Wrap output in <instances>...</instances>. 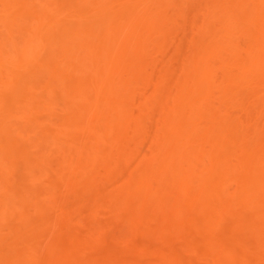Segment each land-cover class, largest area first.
I'll use <instances>...</instances> for the list:
<instances>
[{
  "label": "bare ground",
  "instance_id": "6f19581e",
  "mask_svg": "<svg viewBox=\"0 0 264 264\" xmlns=\"http://www.w3.org/2000/svg\"><path fill=\"white\" fill-rule=\"evenodd\" d=\"M252 3L255 9L248 12L235 9L238 5L230 0L206 4L201 10L202 20L198 18L202 21L201 31L197 27L199 34L192 39L197 49L192 47L193 54L189 53L191 56L180 66L183 77L176 81L175 93L171 94L160 78L153 82L154 63L147 58L153 50L160 51L164 47V34L172 21L166 12L168 17L160 10L151 9L144 0H0V90H5L6 95L8 87L13 88L19 77H36L40 72L46 76L44 80L40 78L41 82L35 80L36 85L27 91L29 99L36 100L37 105L33 103L15 112L10 110L7 117H0V146L7 144L12 150H18L16 153H24L22 169L29 177H36L38 171L34 169L45 165L46 158H54L62 165L67 188L74 185L87 189L95 185L100 169L111 168V161L123 149L130 134L139 137L141 129L144 126L146 129L157 114L158 122H153V127L152 122L148 125L149 129L157 131L151 138L156 136L153 146H149L152 150L149 154L145 150L142 153L135 147L138 157L145 153L147 156L138 162L129 180L109 196L115 203L124 209L135 208L137 215L144 219L163 218V224L168 227L165 230L177 233L185 230L184 215L189 206L194 207L195 214L191 223L199 225L201 222L210 227L221 222L224 210L227 212L234 204L231 209L239 204L236 205L237 199L244 198L245 207L263 208L264 146L257 136L258 125H249L247 132L240 130L243 133L240 135L234 125L235 122L244 125L245 119L236 117L239 110L231 113L232 109H241L245 102L251 101L256 113H261L264 119L263 97L258 99L254 92L250 95L252 89H248L264 88V0H252ZM216 55L228 58L220 64V73L210 66L213 62L210 60ZM69 76H75L76 89L70 96L68 86L61 85ZM136 85H141L145 91L137 94ZM245 87L250 96L247 101V95L243 94L245 101L240 107L239 103L243 102L240 91ZM56 93L62 96L60 104L54 101ZM1 105L2 101L0 109ZM54 107L69 112V116L66 115L61 124L56 123L54 130H39L30 114L47 110L50 113ZM10 116H17L20 122L10 123L7 120ZM248 136L252 139L247 140ZM22 139L27 142L20 146ZM1 148L9 149L6 152L11 150ZM250 176H255L256 183L244 185V178ZM231 185H236V189ZM0 194H3L0 211L10 212L15 208V203H11L13 198L10 197V201L8 193L5 197L4 193ZM134 199H140L142 204L144 200L147 205ZM155 199L159 200L157 206L165 207L160 217L152 214V207L149 209ZM37 205V212H42L44 208ZM16 210L18 214L20 210ZM261 213L257 222L255 219L245 225L240 223L259 239L255 248L260 249L264 248V211ZM121 222H126L124 216ZM137 227V224L132 225L134 229ZM154 230L159 234L163 229ZM118 234L124 238L122 230ZM189 243L183 244L187 252H196L198 258L208 264L217 261L219 264L215 254L219 246L214 248L211 241H207V250L195 251L194 245L190 247ZM15 256L16 263L27 264L19 259L20 255ZM69 260L65 264L75 257L70 256Z\"/></svg>",
  "mask_w": 264,
  "mask_h": 264
},
{
  "label": "rangeland",
  "instance_id": "374dc122",
  "mask_svg": "<svg viewBox=\"0 0 264 264\" xmlns=\"http://www.w3.org/2000/svg\"><path fill=\"white\" fill-rule=\"evenodd\" d=\"M213 1L214 0H144V2H146L151 9L160 10V12L162 11L163 14L166 12L171 18H168L169 21L172 20V23L170 22L171 25L168 27L169 29L166 31V33L168 32L169 34H164V36L166 35V38L164 37L165 43L163 42L164 44L162 46L164 47L162 50L159 51L158 49L156 52L153 50L154 52L147 54V56H151H148L147 58L152 60L153 62H151L154 63L153 65L155 69H153L151 74L153 77L152 79H154L153 82L160 78L159 80H161V82L164 81L162 82V85L164 84L163 86H167V91H169V93L171 92V94L175 93L174 91L176 81H179V78L183 77V71L180 69V66H182L183 63L188 60V58L191 56L190 54H193V50L191 49L192 47L193 49L195 47L193 40L198 36L202 26L201 18L203 17V13L201 10H203L209 4V2ZM215 1L225 2L229 0ZM230 1L235 2L236 5H238L236 6L238 8L235 7V9H241L242 12H248L252 10L254 6L252 5V0ZM155 7H157V9ZM197 27H200V30ZM243 53L244 52H242V54ZM213 57L214 60H210L213 61L210 62V64L212 63L210 66L215 70H218L220 64H223L222 61L225 62L226 59H228L227 57H220V55ZM213 63L215 65H213ZM220 69L218 70L219 73ZM36 77L37 79H35ZM36 77H19L17 79L18 82L16 80V84L13 88L8 87L10 90L6 89V95L4 93V89V91H1L2 89L0 90V99L2 98L0 103L1 101L3 103L0 109V117H5L6 114L8 116L10 110L15 112L16 110L24 109L33 103L37 105V102H34L36 100L29 99L27 91H29L30 87L38 83V79L41 82L42 80L40 78L43 79L46 76L43 72H40V74H38ZM45 79H49L50 81V78ZM35 80H37L36 83ZM74 81L75 76H69L67 79L61 81V85L64 84L66 87L68 86L67 93L69 96L70 94L74 95L76 92L73 83ZM137 86L138 85L135 87V89L137 88V92L145 91L142 90L141 85L138 86L139 88ZM150 88L151 87L148 89L151 92L152 88ZM148 89H146V91ZM248 89L250 91L252 89V91L249 92L250 95L252 92H254L256 96L258 95V99H260L259 97L261 96V98L263 97L262 100H264V88L258 86L255 89L250 87H248ZM242 90L243 89L240 91V93L243 92L241 97H245V95L248 94L247 87H245L243 91ZM149 91L146 92V95L150 94ZM2 92L5 95L4 97L2 96ZM56 94V100L54 99V101H58L57 103L60 104L59 100H61L62 96H60L58 93ZM137 94H139V92ZM250 95H247L245 100L248 101V97ZM244 97L241 98V101L243 102L240 101V107L245 101L243 99ZM204 99L207 100V98ZM212 99L208 100L211 101ZM251 103V101L245 102L241 109L236 108L231 110V113L238 112L236 110H239L237 115L236 113L233 115H236V117L239 116V118L241 117L242 120H246V122L245 120L242 122V124L245 123L242 126L239 122H235L234 127H236V130L238 129V131H235L237 133L240 130L247 132V130L251 128L250 126L258 125L257 130L259 131H257V136L259 135V137H261L263 142L259 137L258 138L260 142H262L260 144L263 147L264 125L262 123H264V119L261 113H256L257 109ZM2 106H4V108H2ZM56 109L57 107L55 110H49L50 113H47L48 110L47 112L42 111L44 113L34 111V113L30 114L29 117L31 120L34 119L36 121L39 130L50 129L51 131L54 130V125L58 126L56 123L59 124L60 122H63L62 120L69 116V112H64L59 108V110ZM135 109L134 111L136 112ZM246 109H249L250 112ZM248 113H251L252 115H249ZM248 115L251 117L249 118ZM154 116L155 117L151 121L152 123L150 122L151 125L153 122H158L159 116L157 114ZM11 117L12 116L7 119L10 120V123L15 121L20 122L17 116ZM246 117H248V119ZM46 118L47 120L49 119L48 121H52V126V123L49 124L48 121H45ZM239 121L241 122V120ZM155 124L156 123H154V125ZM148 125L146 129L144 126V128L141 129V132H139L138 135L141 136H139L140 138L136 137V139L134 134H130V136L125 140L123 149L116 153L114 160L111 161V168L106 171L100 169L95 177V185L87 189L84 187H76L74 185L71 186L75 188L70 186V188H67L66 184L68 185V183H66V179L63 176L64 173L62 172V165L59 160H55L54 158H52L53 160H51V158H46L47 161H45L46 164L44 162L45 165H38L36 167L37 169H34L38 171V173L36 172L35 174L36 177H29V174L26 173V170L24 168L22 169V166H25V163L23 165V161L25 160L24 153H16L18 152L17 149V151H15V149L12 150V146H7V144L4 146L2 143V146L0 147H4L5 149L8 147L11 148V150L9 153L8 151L6 152V150L9 149H6L5 151L2 148L0 149V151H3L0 152V193H4V197L5 194L8 193L9 196L7 195V197L13 198L11 203H15V208H13L14 211L13 209H10V212L12 211L11 213L8 212L9 210L0 211V214L2 212L4 213L0 216V218L3 217V219L1 218L0 220V264L2 261L3 264H14L12 262L16 263V261H14V259L17 260L15 254L18 257L20 255L21 257L19 259L27 264H65L67 261H71L69 260L70 256L71 259L75 257V260L78 259L79 261H82V263L88 264H208L204 259L198 258L197 254H195L196 252H187L188 249L183 247L185 246L183 245L184 243L190 242L191 245L190 243L187 245L190 247L194 245L192 247L193 250L203 251L208 249L207 241H211V245L214 248L219 246L221 249V251L220 249H215V254L217 253L216 257L219 260V264H264V248L260 249L258 246V248H255L259 239H257L255 236H252V234H250L244 226L245 223L248 224L247 222L250 223L251 220L255 221L256 219L257 222V220H259L258 218H260V215H263L261 212L264 211L262 210L264 207H254V205H246L245 207L242 205L245 202L244 198H240V200L237 199L238 202H236L237 200L235 201L236 205L238 203L239 204L234 209L231 208H233L235 204L231 208H229L230 206L227 205L229 207L226 206V210L229 208V210L231 209L232 211L228 210L226 212L224 208V215L221 217L222 219L219 223L220 225L217 224L212 227H210V225L207 226L205 223V225H203L201 222L199 223L202 225L199 223V225H196L194 223L196 225L194 226V224H192L193 221L191 223L192 218L195 219V217H193L195 214L192 210L194 207L189 206V209L187 207V215H184L186 216L185 230L183 233H177L172 231L170 228V230H165L168 227L166 223L163 224V218H161V220H159V218H156L157 220H153L155 218H150L151 220L147 218H141L139 215H137L135 208L124 209V207L118 203H115L109 197L118 191L129 180V176L137 167L136 165L138 162L143 159L142 157L147 156L145 155L147 154L145 151H148V154L151 152L152 149H150L149 146H153V140H155L154 138L156 136L153 138V140L151 138L154 136V133L156 135L157 131L156 128L152 129L153 125L152 127L150 125V129L148 128ZM243 126H245L246 129ZM248 126L249 128H247ZM242 131L239 132L240 135L243 134ZM252 137L254 139V136ZM248 138L250 139V136H248L246 139L248 140ZM30 139L32 140V137ZM25 141L23 142V139L22 141L20 140L19 143H21L18 145H23L27 142ZM137 146L139 147V150L137 149L138 151L143 153V150H145L144 155L141 154V152H138L139 155H142L141 157H138L136 154L137 151L135 152V147ZM193 149L196 150L197 148L194 147ZM12 151H15V153H11ZM27 157H29L28 154ZM112 162L114 163L112 164ZM27 163H30V161H27ZM251 177L252 176H250V178ZM250 178H244V180L246 179L245 182L243 180L244 185L254 184L253 182L256 183L257 179L255 176L252 177L253 179ZM235 186L236 185L232 186L234 187V190L236 189ZM66 193H68V195H66ZM1 197H3V194H0V198ZM11 198L9 199L10 201ZM137 200L134 199L135 202L142 204L140 199L138 201ZM158 201L159 200L155 199L153 203H151L149 209L151 210L152 207L151 211L153 213H151L153 215L157 214L158 216H156L160 217L159 214L165 211L163 210L165 207L163 205H161V207L163 206L162 208L159 207L160 205L157 206L159 203ZM37 204L44 208L40 213L37 212ZM143 204L147 205L144 200ZM16 206L18 211L20 210L18 214ZM32 206L35 207L36 210H34ZM19 207H22V209ZM20 212L22 214H20ZM122 216H124L126 219V222L124 223L121 222ZM240 223H244L243 227L240 225ZM133 224H137L138 227L136 229L132 228ZM158 227L162 228L163 230L160 232L161 230L159 229L160 233L158 232L159 234H156L154 228L158 229ZM146 228L147 230L150 229L149 232L146 231ZM121 230L124 232V238L120 237L118 234V232ZM214 243L216 245H214ZM223 251L227 252V254ZM75 260H72L74 264L79 262L77 260L75 262ZM72 262H68V264H72ZM217 263L218 261L216 264ZM16 264H19V262Z\"/></svg>",
  "mask_w": 264,
  "mask_h": 264
}]
</instances>
